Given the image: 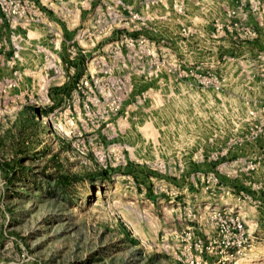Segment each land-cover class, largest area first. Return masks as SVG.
<instances>
[{"label":"rangeland","instance_id":"obj_1","mask_svg":"<svg viewBox=\"0 0 264 264\" xmlns=\"http://www.w3.org/2000/svg\"><path fill=\"white\" fill-rule=\"evenodd\" d=\"M20 1L0 6V264H264V0ZM224 209L255 239L219 262Z\"/></svg>","mask_w":264,"mask_h":264},{"label":"built area","instance_id":"obj_2","mask_svg":"<svg viewBox=\"0 0 264 264\" xmlns=\"http://www.w3.org/2000/svg\"><path fill=\"white\" fill-rule=\"evenodd\" d=\"M0 6L5 11L21 12L23 10L24 4L20 0H0ZM16 8V10H14ZM25 9V8H24ZM254 114V111L251 112ZM261 126L256 123L255 131L252 132L253 136H257L261 131ZM252 169L256 168V165H251ZM241 201H252L250 196H239ZM217 233L215 237L211 240L210 244L213 247L219 248V254H226V259H219V262L222 260H237L239 257L246 255L252 251L254 247V233H250L248 225L244 216L241 213L234 212L228 209L215 211L213 215ZM225 258V257H224Z\"/></svg>","mask_w":264,"mask_h":264}]
</instances>
